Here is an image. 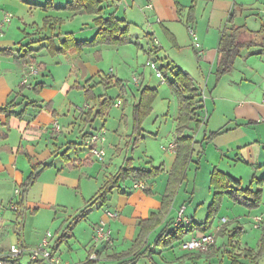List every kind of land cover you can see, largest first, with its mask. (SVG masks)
<instances>
[{
  "label": "crops",
  "instance_id": "obj_1",
  "mask_svg": "<svg viewBox=\"0 0 264 264\" xmlns=\"http://www.w3.org/2000/svg\"><path fill=\"white\" fill-rule=\"evenodd\" d=\"M72 2L73 0H0V21L7 14L12 15L11 21L4 24L0 49L17 51L14 55L0 53V107L14 102L18 104L16 111L25 110L23 117H7L0 113V201L4 206L3 221L0 224V249L6 250L15 244L33 247L50 231L54 234L51 244L60 259L58 264H83L94 252L95 228L104 222L106 230L111 232L112 242L109 246L105 243L97 246V250H100L98 261L100 264H116L119 262L115 259L116 255H122L133 248L141 231L138 221L148 220L152 214L160 211L176 152L163 149L164 156L160 165H163L164 173L146 181L150 192L138 189L121 194L115 189L105 205L96 204L91 208L86 219L78 222L74 219L129 157L126 154L119 164L123 145L128 150L133 147L129 146L132 110L145 87L158 91L152 104V112L146 120L150 123L154 118L152 124H159L160 129L163 124H170L172 131L176 130L179 101L170 85V89H167L166 84H169V79H174L178 70L190 74L205 97L204 108L199 111L198 116L202 124L196 127V123L192 122V130L188 131L194 135L196 144L187 180L180 185L168 218L175 221L183 206L184 214L188 211V206H193L194 200L198 198L196 193L201 189L197 188L199 180L202 179L206 186L208 184L206 189L209 193L214 190L210 181L215 168L241 179L243 187H246L244 179L248 177L247 173L252 175L251 181L254 175L257 178L264 176V0H105L102 4L103 12L99 15L90 14L84 9L72 10L69 8ZM12 4L27 6L29 12L38 13L41 22L34 20L35 17H20V21L15 23ZM148 5H152V8H147ZM110 14L125 19L130 25L129 43L85 46L81 52L61 54L66 59L65 65L60 61L50 65L40 59L39 56L46 51L52 57L61 56L55 55V49L61 44L57 45L51 34L48 36L50 30L54 37L61 31L73 33L78 41H86L91 34L94 37L97 32L94 20ZM83 17H87L88 22L78 26L80 28L77 31L63 30ZM190 19L194 20L193 26L198 32L200 50L195 48L189 36L187 23ZM232 26L240 28V42L254 44L241 52L230 73L216 81L214 70L218 62L220 40L223 32ZM78 31L84 38L76 37ZM30 50L32 52H28ZM115 54L116 70L110 68V73H104L101 67L105 59ZM149 60L169 67L166 75L168 81L162 82L163 84L158 82L162 84L158 85L159 88L151 84L156 83L152 80L151 72H146L145 63ZM189 64L193 65V72L186 69ZM31 65L35 67L36 73L29 76L27 84H23ZM108 76H112V84L100 83ZM134 76L141 77L140 86L129 84ZM39 77H47L50 82L37 80ZM91 78L94 79L89 84L100 83L93 89V94L98 96L103 95L96 93L100 87L110 89L116 86L114 88L119 93L114 98V107H121L116 105L117 99H123L124 105L134 101L129 130L127 124L126 127L122 125V118L114 132L106 131L104 162L98 161L81 145L86 133L106 127L105 119L113 108L105 117H97L91 122L93 117L88 112L92 110L94 114L99 109V104L86 99V90L90 86L87 81ZM39 83L44 84L43 89L36 88ZM81 96L83 104L78 102ZM170 96L173 100H169L166 105L167 97ZM29 101H36L40 108L26 107L25 104ZM122 116H125V110ZM99 119L103 124L97 126ZM56 124H59L60 131H56ZM207 125L208 130L203 136L200 135V128ZM214 132L219 134L209 139V135ZM157 134L158 131L151 132L152 136ZM145 135L143 134L144 141ZM173 139L176 141V133ZM65 151H68L71 162L63 155ZM108 152L111 154L108 155ZM131 158L134 164L135 159ZM38 163L51 165L42 170L30 187L23 213L20 214V208L18 212L13 211L12 203H18L20 199L14 195L15 189L26 183L33 174L34 165ZM151 165L155 166L154 163H147L146 166ZM162 176L165 182L160 186L163 180L158 183V179ZM190 178H193L192 186ZM262 190L261 206L247 210L252 219L264 213V210L253 213L262 208L264 186ZM227 198L230 202L227 203V208L234 209L238 206V210H242L239 206L241 204L226 196L220 214ZM110 201L113 203L112 207L109 205ZM200 205H204V201ZM199 207L187 217L191 220L199 217L198 213L203 206L201 209ZM228 211L231 210L228 208ZM109 212L115 214V217L110 216ZM230 214L231 212L221 218L214 233L225 223L222 219H227L228 222L231 219L241 220L242 216L231 218ZM204 220L201 219L200 222ZM159 230L157 228L150 233L148 238V244L152 245L151 249L154 251L153 261L144 258L138 264H201L202 256H199L198 251H188L177 244L164 250L157 247L154 239ZM199 235L202 234L197 232L189 235L185 241ZM64 244L67 245L65 251L62 249ZM23 258L27 264H32L28 256H23L16 264H23ZM211 258L205 264L211 262ZM37 263L47 264L45 261Z\"/></svg>",
  "mask_w": 264,
  "mask_h": 264
},
{
  "label": "trees",
  "instance_id": "obj_2",
  "mask_svg": "<svg viewBox=\"0 0 264 264\" xmlns=\"http://www.w3.org/2000/svg\"><path fill=\"white\" fill-rule=\"evenodd\" d=\"M105 0H73L72 5L69 7L72 10L84 9L90 14H102V4ZM94 24L97 27V32L91 40L78 41L74 38L73 33H64L62 44L55 49V55L81 52L85 46H97V45H125L130 41L129 24L125 19H119L114 14H110L107 17H97L94 20ZM194 24V20L190 19L187 23ZM240 28L232 26L229 30L226 29L220 40L218 48V62L214 70L216 81H219L224 75L230 73L234 68L236 59L240 56L241 52L248 46H252L254 42L243 43L238 39ZM17 51L14 49H0L1 54L14 55ZM28 52H32L31 50ZM34 62V61H32ZM160 69L164 76L167 78V70L169 67L160 66ZM94 78L87 81V84L93 82ZM102 82H106L108 85L113 83L112 76L104 77ZM89 84V88L86 90V99L88 101L99 104V109L94 114L92 110L88 112V115L93 117L91 122L97 117H105L108 111L114 106V98H109L104 95L93 94V89L97 84ZM174 94L179 101V112L177 117L176 126V141L174 151L176 152V160L174 166L169 174L168 183L165 193L162 198V206L160 211L151 215L148 220H139L138 225L141 228L140 234L134 242L133 248L122 255H116L115 259L119 260L116 264H138L140 259L149 258L152 260L153 250L151 244H148V238L150 233L160 228L155 239L154 244L162 250L171 248L174 244L182 246L186 241V237L193 235L197 232L204 235L212 230L214 223L218 219L220 211L222 209L223 201L226 196L230 197L235 202L245 206L246 208L253 210L259 208L262 203L264 176L257 178L255 175L252 177L251 184L247 187H243L241 179L226 173L220 169L215 168L211 174V185L213 187V198L208 206V214L204 221L197 222L190 220V223L180 222L176 224V220L168 218L171 211V207L175 201L180 185L187 180V172L192 161L194 153V145L196 141L194 135L188 133L192 130L191 123L195 122L196 127L202 124L199 120V111L203 110V100L201 90L196 87L193 77L181 70L175 73L174 79L168 81ZM44 84L39 83L36 88L43 89ZM158 96V91L155 88L145 87L142 92L138 103L133 106L132 110V129L130 134L129 146L134 148L144 140V128L143 124L146 118L152 112V104ZM18 104L14 102L8 103L4 107H0V113L5 114L7 117L16 116L23 117L25 110L16 111L15 107ZM26 107L33 106L40 108V105L36 101H29L25 104ZM206 124V123H205ZM88 134V133H86ZM86 134L84 136H86ZM219 133L214 132L209 135V139L214 138ZM83 136V137H84ZM83 139V138H82ZM82 145V141H81ZM66 156L68 162H71L68 158V151L63 153ZM146 163H151L147 161ZM51 164L38 163L34 165L33 174L22 185L21 195L19 196V202L17 203L20 208V214L23 213L25 208V201L27 193L31 186L36 182L42 170L50 166ZM164 173L163 165L147 167L146 165L134 166L132 158H126L124 164L118 169V171L109 177L105 184L100 188L99 192L89 201L88 205L75 217V221L84 220L87 218L91 208L96 204L105 205L112 195V192L117 189L119 193L126 194L127 192L134 191L133 183L136 181H149L158 177ZM131 183V185H130ZM256 188L253 189V185ZM146 188L147 192L150 190ZM187 217V216H186ZM231 222L226 221L218 230L217 236H222L226 240L221 247H216L215 243L212 244L211 251L219 252L223 249L225 252H229V257L233 260L234 264H239L242 259H249L252 256L254 261L264 256V222L261 224L263 230V236L260 241L259 253L256 254L253 251H245V256L241 254L236 255V248L239 246L241 235L243 234V228L231 230L229 224ZM65 236V235H63ZM216 236V237H217ZM194 238V237H193ZM235 242V244H234ZM237 242V243H236ZM109 242L105 245L109 246ZM232 246L235 249L233 251L228 250V247ZM96 250V249H95ZM100 253V250H98ZM234 253V256L231 255ZM132 256V257H131ZM201 256V254L199 255ZM210 257V256H209ZM211 258V257H210ZM153 261V260H152ZM39 262V261H37ZM83 264H100L98 259L91 260L90 258ZM155 264V263H154Z\"/></svg>",
  "mask_w": 264,
  "mask_h": 264
},
{
  "label": "rangeland",
  "instance_id": "obj_3",
  "mask_svg": "<svg viewBox=\"0 0 264 264\" xmlns=\"http://www.w3.org/2000/svg\"><path fill=\"white\" fill-rule=\"evenodd\" d=\"M26 5H28V7H29V4L27 2H26ZM12 11H13V14L15 16L14 17V22L15 23H18L20 21L19 20L20 17L21 18H26V19H32V18L35 17L34 20H37L39 22H41V20H42V19L39 18L38 13H36L35 11L29 12V9L27 8V6H24L22 4L13 5ZM87 22H88L87 21V17H83V18H80V19L74 21V23L70 24L69 26H67V28H65L63 30H66V31H71V30L77 31L78 28H80L78 26H81L82 24L87 23ZM50 34L52 36V39L56 40V44L57 45H59V43L62 44V39H63V37H65L63 35L64 33H61V31H59L58 35L54 37L52 31L50 30V33L48 34V36ZM197 35H198V32H197ZM91 36H92V34L89 36L90 38L88 37L89 38L88 40H91L93 38ZM76 37L84 38V36L79 35V31H78V33H76ZM190 38H191V36H190ZM39 57H40L41 60H44L46 63H48L50 65L53 62H55V61H60L64 65L67 64L66 63V59H65V57L63 55L57 56V57H52L51 53L46 51L43 55H41ZM114 58H117V54L112 55V56H107V58L104 61V64L101 67L103 69L104 73H106V74L110 73V71H109L110 68H112L110 70H113V69L116 70V66L114 65V64H116V60H114ZM147 62L145 63L146 72L148 74L151 72L152 80L154 82H156V83H151V84H154V85H156L159 88V86H161L163 83H162L161 79H159L156 76V74L153 71V69L150 66L147 65ZM191 66H193V65H190V64L187 65L186 69H188V71H192L193 67H191ZM159 67H160V65H159ZM69 68L70 67L68 66V69ZM115 76H116V73H115ZM37 80L50 82V80L47 77H44V78L39 77V78H37ZM127 81H128V79H127ZM158 82H160L162 84H159ZM129 84H131L133 86L135 85V83L133 82V77H132V82L130 81ZM140 85H141V83H140ZM166 86H167V89L168 88L170 89L169 84H166ZM114 87H116V86H114ZM114 87H111L110 89H104V88L102 89L100 87V90L96 91V93L103 94L104 96H109L111 98L113 97V98L116 99L117 98V94L119 93V90L117 88H114ZM106 92H108V95H107ZM74 97H75V95H74ZM118 100L122 101V104L120 105L121 107H116V106L114 107L113 106V108L111 109V111L109 112L108 116L105 119L106 123H107V125L105 127L107 132H114V130L117 128L118 124L122 121V118H123L122 125L124 127H126V124H127L128 130L130 128V124H131V110H132V106H133V102L134 101L133 102H127L126 105H124L123 99H117L116 102ZM169 100L170 101L173 100V97L172 96L167 97L166 105H167ZM82 101L84 102L83 97L78 99V102H80L81 104H83ZM124 110H125V116H122V112ZM153 120H154V118L151 120L150 123H148V120H146V122L144 123V129H145V133L144 134H146L145 135L146 136V140L145 141L143 140L135 148L132 147L129 150L125 148V145H123L124 146V150L121 153L122 155H121L120 161H118L119 164L122 163V160H123V158H124V156L126 154L129 156L128 158L134 157V159H135L134 166L147 165L146 160L150 161V159H152L151 163L152 164L154 163L155 166H159L161 164L162 158L164 156V150L162 149V146H168L170 143L173 142L175 129H173V131H172V129L170 128L172 126H170V124L169 125H164L163 124L162 129H160L159 128V124L156 125V126H154L152 124ZM102 124H103V121L101 119L97 120V124H96L97 126H100ZM210 128H214V127H210ZM206 130H208V125L205 126V127H201L200 131H199L200 135L203 136V134L205 133ZM157 131L159 132V134H157L156 136H152L151 135V132L157 133ZM201 132H202V134H201ZM166 150H170V149H166ZM109 154H111V153L108 152V155ZM247 174H248V177H246L244 179L245 180L244 185L246 187H247V184L250 183L251 176H252V175H249V173H247ZM162 180H163V182H161ZM208 180L210 181V176H208ZM189 181L191 182V186H192L193 178L192 179L190 178ZM159 182H161L160 186L164 185V182H165L164 176H162V177H160L158 179V183ZM199 184L200 185H197V188L198 189L201 188V189H200L198 194L196 193L198 198H196L194 200V203H193L192 207L188 206L189 209L185 213L186 216L190 212H191V214H193L195 208H198L200 206L199 209H201L202 206H203L202 210H200L199 213H198L199 217H195L196 219H194L195 221H198V222H200L201 219H205V217L207 216V214H208V206H209V204H210V202H211V200L213 198V193H214V191L209 193V191L206 189L208 184H207V186L205 184H203L202 183V179L199 180ZM256 185L257 184H255V186ZM202 187H205V188H202ZM136 190H138V189H136ZM183 194L185 195V193H183ZM185 197H186V195H185ZM185 197H183V198H185ZM203 201H204V205H200V202H203ZM227 203L228 204L230 203L229 199L226 200V202L224 204V207H223V211H222L221 214H219L218 219L214 223L213 228L211 230L212 233H210V234L214 235V243H215L216 247H218V248L221 247L226 240L222 236H217V233H214V231L217 228V226L219 225V223L221 221V218L223 216H226L229 212H231V214H230L231 218H236L238 215L242 216L241 220H238V221L235 220V219L234 220L231 219L232 221L229 224V228L231 230L238 229V227H242L243 228V234L241 235V238L239 240L240 244L236 248V255H239V254L242 253V255L245 256V251H247V250L253 251L256 254H258L259 253V249H260V241H261V238L263 236V230L260 228L261 226H257L256 225V223L254 221V217H253V219L251 218L252 215L251 216L248 215V211H247V210H249L248 208L245 209L243 207V205H239L240 209H242V210H238L239 209L238 206H237V208H234V209L228 207L231 211L227 212V210H228V208H227L228 204ZM109 205L112 207L113 203H111V201H110ZM263 210H264V201H263L262 208L260 210H258V211L254 210L253 213L261 212ZM237 218H239V217H237ZM56 224L57 223L55 222V225ZM214 243H212V244H214ZM101 244H104V243H101ZM234 244H235V242H234ZM97 246L93 242V249H94L93 251L97 254V258L99 259L100 253H98L97 249H99V248H97ZM210 246H209V250L207 252H200V254L202 256L201 257V264H205L206 260H209V258H210L209 256H211L212 254H215V255L210 259L211 262H208L209 264H234L233 260L229 257V255H230L229 252H225L223 249H221L219 252H215V250L211 251V247ZM65 248H67L66 244L63 245L62 249L65 251ZM233 249H235V248L232 247V246L228 247V250H230V251H233ZM231 255L234 256V253H231ZM253 258H254L253 256L251 258H249V259H245L244 258V259H242V261L241 260L239 261V264H264V256H263V258L257 259L255 261H254ZM22 260H23L22 261L23 264H27L26 260H24V258ZM58 261H60L59 258H58ZM45 262L47 264H49L48 261H45ZM31 263L32 264H39L37 262H31ZM143 264H145V263H143Z\"/></svg>",
  "mask_w": 264,
  "mask_h": 264
},
{
  "label": "built area",
  "instance_id": "obj_4",
  "mask_svg": "<svg viewBox=\"0 0 264 264\" xmlns=\"http://www.w3.org/2000/svg\"><path fill=\"white\" fill-rule=\"evenodd\" d=\"M147 8L151 9L152 5H148ZM12 15L7 14L3 21H0V36L3 35V27L5 23H9L11 21ZM188 32L192 38L193 44L195 48L201 49V43L199 42L198 35L196 32V29L194 28L193 24L188 25ZM156 44L158 45L159 42L155 41ZM147 65L150 66L153 71L155 72L156 76L161 79L162 82H166V78L164 74L162 73L159 65L152 61L149 60L147 62ZM36 73L35 67L31 65L30 67V73L26 74L23 79V84H27L29 81V76L33 75ZM133 82L137 85H140L141 83V78L138 76L133 77ZM205 100L204 97V92L202 95V100ZM122 104L121 100H118L116 102L117 106H120ZM56 131H60V126L59 124H56ZM106 129L101 128L99 130L92 131L91 133L86 134V136L83 137L82 139V145L86 147L89 152L97 158L98 161L104 162L106 159V150L103 147V144L106 140ZM175 147V141L170 143L168 146H162V149H170L174 150ZM133 188L134 189H141L144 190L146 188V181H136L133 183ZM14 195L16 197H19L21 195V189L17 188L14 191ZM11 209L13 211L18 212L19 211V206L17 203H12ZM4 211V206L2 202L0 201V224L3 221V213ZM185 206H183L179 211H178V216L176 218V224L180 222H185V223H190V220L188 217L185 216ZM110 216L115 217V214L113 213H108ZM223 222H226L227 219H222ZM254 221L257 226H261V224L264 222V213L261 215H257L254 217ZM54 238V234L52 232H47L46 235L41 239V241L33 246V247H25L23 245L15 244L11 245L8 249L6 250H1L0 249V264H16L19 259H21L23 256H28L31 260V262H37V261H48L49 264H58V258L56 254L53 251V246L51 244L52 239ZM94 244L97 246L101 243H106L112 242V237H111V232L110 230H106L105 228V223L102 222L97 227L95 228V234L93 238ZM214 243V235L208 233L204 235H199L191 240L185 242L182 247L185 250L188 251H198V252H207L209 250V246ZM91 260H97V254L93 252L90 255Z\"/></svg>",
  "mask_w": 264,
  "mask_h": 264
}]
</instances>
